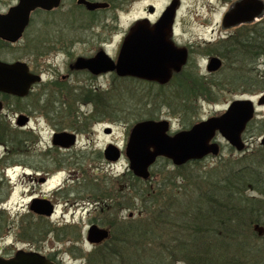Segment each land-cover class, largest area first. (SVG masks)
I'll return each instance as SVG.
<instances>
[{"label":"flooded vegetation","instance_id":"flooded-vegetation-1","mask_svg":"<svg viewBox=\"0 0 264 264\" xmlns=\"http://www.w3.org/2000/svg\"><path fill=\"white\" fill-rule=\"evenodd\" d=\"M231 1L232 5L222 19V29H228L226 35L215 43L206 41L212 47L204 63L199 64L200 58H195L197 67H194L197 70L193 71L196 74L193 77L197 81H211L221 71L229 70L235 74V65L254 66L261 60L251 57L246 49L252 42L249 40L257 36L263 38L259 32L263 30L260 24L264 21V9L247 12V17L252 20L240 23L235 20L234 23L229 16L234 13L237 2L244 0ZM21 2L0 0V62L14 65V69L7 73H4L5 68L0 67V258L42 254L57 264H65L58 250H43L41 226L43 221L52 226L49 234L55 235L58 231L51 222L58 212V206L64 202L69 210V203L78 204L77 199L71 201L69 190L65 193L69 178L79 177L80 163L90 159L115 163L126 158L130 162L126 152L130 131L135 123L122 145L109 140L95 149V143L100 136L114 134L112 125L103 123L111 113L109 102L102 101L106 99L104 96H110L114 91L115 96L132 99L141 95L140 91H117L112 89V85L106 88L101 79L112 77V82L120 79L146 87L155 85L163 88L174 83L176 77L178 79V75L183 74L191 64L194 45L181 41L183 31H179V22L184 0H59L58 5L52 8L35 7L28 16L23 11H15ZM173 3L176 5L173 24L171 30L166 32L165 39L178 49L187 50L186 63L180 70L172 69L165 83L133 74H121L116 65L133 30L140 24H146L149 29L146 35L148 43L153 44L156 40L157 44H161L164 36L153 33L155 24ZM212 31L215 32L214 29ZM218 32L220 37L222 31ZM143 35L138 34V37L142 38ZM251 48L257 56L254 42ZM97 58L102 59L103 65L90 68L89 60ZM214 58L221 61L218 70L210 69ZM254 72L257 73L258 69ZM33 77L35 79L27 86V78ZM206 85L210 86L211 83ZM214 87L213 90H216L217 87ZM188 93L187 89L183 97ZM69 96L76 99L75 109H69ZM118 114L120 112L113 115ZM62 133L68 137L57 142L56 136ZM112 147L119 150L120 156L116 161L110 160L106 154ZM70 161L74 162L73 171L69 169ZM56 166L63 169L59 171ZM58 172L66 174L65 182L44 190ZM127 173L132 172L128 169L123 175ZM132 174L136 181L137 176ZM117 183L116 180V186L119 185ZM130 184H120L110 189L107 197L93 202L94 210L100 208L104 218L102 221H91L89 226L98 225L108 229L111 236V226L121 218V214L116 213V205L121 200L122 189L129 187L130 191L135 190L131 205L136 206L137 188L133 189L135 184ZM43 203L52 206L50 215L35 208ZM4 213L10 219L4 220ZM61 214L64 220L65 213ZM127 215L129 220L133 219L132 211Z\"/></svg>","mask_w":264,"mask_h":264},{"label":"rangeland","instance_id":"rangeland-1","mask_svg":"<svg viewBox=\"0 0 264 264\" xmlns=\"http://www.w3.org/2000/svg\"><path fill=\"white\" fill-rule=\"evenodd\" d=\"M232 2L231 0H184L181 13L182 19L179 22V31H183L181 32V41L194 46L192 48L191 64L185 68L183 74L178 75V79L176 77L174 83L162 88L155 85L146 87L141 83L135 84L120 79L112 82V77L101 79V81H104L106 88L112 85V89H117V91L133 90V93L140 91L139 94L141 95L132 99L128 97L120 98L115 96L116 93L113 91L109 94L110 96H104L106 99H102V101L104 103H107L105 101L109 102L111 113H109L110 117L106 116L107 118L103 123L112 125L114 134L100 136L97 143H95V149H98L109 140H115L122 145L124 137L131 126L139 119H169L171 133H174L189 127L195 122L223 112L234 99L246 97V95L248 97L259 94L264 95V81L244 84L239 82L229 70L216 74L211 81H197L193 77L196 75L193 74V71L197 70H195V67H197L194 62L195 58H200L201 62L199 64L204 63L208 56L206 54L210 52L212 47V45L208 46L209 44L206 41L211 40L215 43V41L221 40L226 35L225 32L228 29H222V19L231 7ZM213 29L215 32L212 31ZM218 30L222 31L220 37L219 32L217 33ZM263 63V59L257 61L254 66L251 65V71L258 69L257 73L259 75L264 70ZM253 76L259 79V76ZM248 77L251 78V76ZM191 79H194V85L190 83ZM207 83L217 87L214 91L215 87L207 86L212 91L211 93H215V96L202 94V87L206 88ZM191 86L195 88L197 95L191 91L192 93L190 92L188 96L182 97L184 92L186 93ZM243 88H251L252 94L244 93ZM172 95L177 97L172 98ZM258 99L257 97L256 103ZM75 107L76 99L74 100L73 97L69 96V109H75ZM116 112H120V114L113 115ZM254 120L253 123L251 122L252 124L248 125L243 134V141L246 144L243 150H237L219 136L217 137L221 145L219 155H210L199 161H189L181 166L174 165L167 158H159L150 169V181L141 178H137L135 181L132 173H127L126 176L123 175L129 169V161L126 158H122L115 163L91 159L83 163L79 162L81 168L77 175L79 177L71 176L68 184L65 185L67 187L65 193L69 190L71 201L77 199L78 204L71 205L69 203V210L65 208L67 206L64 202L58 206L56 216L52 218V222L50 221L58 231L55 235L49 234V229L52 226L44 221L42 222L43 250H58L65 264H105L106 262L107 264H121L116 258L107 257L106 255L104 259V257L99 256L111 254L109 246L112 244L113 237L111 236L115 234L119 235L118 237L123 239L122 241H126L125 244L120 246L123 248L121 249V256L131 257L135 264L137 262L138 264H167L169 255L176 245L173 240L177 238L181 226L187 234H191L198 229L197 233L202 238L205 236L204 230L210 231L215 228L221 231L219 223L217 226L212 224L209 228L204 227V223H200L199 214L210 215L214 208L211 205L213 202H228L222 197L224 192H213L211 189H213L214 183L225 188L230 183L228 180L229 173L231 174L234 169L236 170L250 161L249 155L262 156V164L264 165V145L262 144L264 137V104L258 106ZM56 167L59 171L63 169L62 166ZM69 169L70 171L75 169L74 162H69ZM65 176L64 172H58L56 176L52 177L50 184L44 187V190L53 189L55 185L65 182ZM116 180L119 185L135 184L133 189L137 188L136 206L131 205L133 204L132 199L135 190L130 191L129 187H126V190L122 189L121 200L119 205H116V213H120L121 218L117 224L111 226V236L104 241L105 243L103 242L104 244L101 242L92 245L86 240L89 224L91 221H102V218H104L100 208L94 210L92 204L94 201L107 197L110 194V189L119 186L115 185ZM225 180H227L226 185L223 184ZM243 180L247 185L241 184L240 192L244 191L246 198L254 196L256 199L252 202V208L256 207L253 208L252 216H247L251 218V221H248L249 218L240 217L238 219L245 223L243 229H241L243 239L238 242L240 239V236H238L235 240L236 244L231 241L228 251L236 252V255L241 259V264H264V219L261 218V215H264V194L259 195L258 191H253L248 186V178L243 177ZM65 186H63V189ZM244 196L239 195V197ZM79 204L83 206H79ZM244 204L245 208L243 209L246 211V205H250L251 201L244 202ZM131 211L133 219L129 220L127 214ZM61 212L65 213L64 220L61 219ZM4 214L2 215L5 218L1 217V219H10L7 213ZM218 219L223 222L225 216L219 215ZM187 236L190 238V235ZM206 240L207 243L210 242L209 240H212L211 236H207ZM139 249H142V251L139 252ZM90 257L93 258L90 259ZM95 257H99L102 261L98 262ZM172 264L187 263L179 260L175 263L172 262Z\"/></svg>","mask_w":264,"mask_h":264},{"label":"water","instance_id":"water-1","mask_svg":"<svg viewBox=\"0 0 264 264\" xmlns=\"http://www.w3.org/2000/svg\"><path fill=\"white\" fill-rule=\"evenodd\" d=\"M59 0H22L20 6L15 8L16 12L25 13L28 16L30 10L35 7L52 8L57 6ZM176 5L173 3L164 13L160 21L155 24L154 34H163L164 40L161 44H157L156 40L148 43L146 38L149 29L146 24H140L128 38L122 51L119 64L116 65L117 70L121 74H133L145 79L158 80L167 82L171 76L172 69L180 70L187 60V50L178 49L174 44H170L165 39L166 32L171 30ZM264 9V0H244L237 2L234 13L229 17L240 23L252 20L249 13L258 12ZM242 13H245L242 17ZM228 15H226L225 20ZM230 24V23H228ZM151 33V32H150ZM138 34H144L142 38ZM131 45V46H130ZM100 58L88 62L90 68L101 67ZM16 66L18 64H15ZM221 61L214 58L211 61L210 69L218 70ZM0 67L12 71L14 65H4L0 62ZM35 78H27L26 85L33 82ZM254 100L251 97L236 99L229 108L218 116L210 117L203 120L188 130H182L174 135H170V121L161 120H143L135 124L130 131V138L127 146V154L130 158V168L134 173L144 179L150 178V166L156 162L160 156H165L177 166H181L191 160L203 159L208 155H218L220 153V145L214 139L219 133L233 147L241 151L246 144L241 137L245 132L248 124L253 120L256 113ZM264 104V95H262L257 103ZM68 136L66 133L56 136L57 142L65 140ZM70 138V134H69ZM264 145V137L262 139ZM108 157L112 161L119 158V150L117 148H109ZM39 212L50 215L53 212L51 205L43 203L35 207ZM108 229L100 228L98 225H92L87 232V241L91 244H99L109 238ZM0 264H57L50 261L42 254L25 255L18 254L11 259L0 258Z\"/></svg>","mask_w":264,"mask_h":264},{"label":"trees","instance_id":"trees-1","mask_svg":"<svg viewBox=\"0 0 264 264\" xmlns=\"http://www.w3.org/2000/svg\"><path fill=\"white\" fill-rule=\"evenodd\" d=\"M258 26V24H256ZM260 26H262L263 30L259 32L263 38H258V36L254 40H249L250 47L247 50V53L251 57H258L260 59H263L264 61V21L261 22ZM253 42L256 47V53H258L257 56H255L251 46L253 45ZM264 66V63H263ZM235 77L239 82H242L244 84L247 83H253L258 81H264V70L258 73H254V71H251V65L248 64H240L235 65ZM255 76H259L257 79ZM248 76H251L248 77ZM256 78V79H254ZM191 84L194 85L195 81L194 79L190 81ZM213 84V83H212ZM206 88L202 87V94L207 96H215V93H211L212 91L205 85ZM212 88L214 85H210ZM244 93H250L252 94L251 88L245 89L243 88ZM250 90V91H249ZM189 93L185 96H188L191 91L195 92V95H197L196 90L194 87L188 88ZM216 91V90H214ZM249 91V92H248ZM192 93V92H191ZM194 95V96H195ZM177 96H173L172 98H176ZM183 97V96H182ZM193 97V96H190ZM255 120L252 121V123ZM251 123V124H252ZM259 155H249V160L244 165H241L236 170L234 169L231 174L229 173L230 177H228V180L230 183L227 184V180L225 182L223 181V184L226 185V187H219L218 184L213 185V189H211L213 192L222 191L224 192V200H227V203H224L223 201H219L220 203L213 202L211 205L214 206L212 212L210 215L199 214L200 223H204V227L209 228L210 225L213 224V226H217L218 223L221 225L220 229L221 231H218L217 229L213 228L210 231L204 230V238H202L198 232V229L194 230L191 234H187L186 231H184L183 227L181 226L179 232L177 233L178 236L176 239L173 240V242L176 244L175 247L172 249V253H170L169 262L167 264H172L181 260L185 261L187 264H241V259L236 255V252L228 251L230 248L231 241H234L237 239L238 236H240V239L238 242H241L243 239V232H241L244 227V221L241 222L238 220L240 217L242 218H249L247 216H252L253 214V207L252 208V202L256 199L254 196L251 198H246L244 196V191L242 193L240 192V187L242 185H247L245 181L243 180V177L249 179V187L253 191H258L259 195L264 194V165L262 164L263 158ZM233 179V180H232ZM233 182V183H231ZM221 185V184H220ZM240 185V186H238ZM228 191V192H227ZM239 195H242L244 197H239ZM241 198V199H239ZM247 201H251L250 205H246V211H244L243 208H245L244 202L247 203ZM218 204V205H216ZM264 205V203H263ZM219 215H224L225 220L220 221L218 219ZM264 215H261V218ZM251 221V218H249ZM187 235H190V238H188ZM242 235V236H241ZM119 236V235H118ZM117 235H113L111 237L112 244L109 246L111 254H103L99 255L101 257H113L116 258L118 261L121 262V264H135L131 257L127 256H121V249H123L121 244H125L126 241H122L123 239L119 238ZM187 236V237H186ZM211 236L212 240H209L210 242H206V237ZM260 236V235H259ZM218 240H217V239ZM121 239V240H120ZM199 240H201L199 242ZM236 244V242L234 243ZM243 250V249H242ZM142 249H139V252H141ZM169 253V252H168ZM127 257V258H126ZM93 258V257H92ZM90 257V259H92ZM98 262L102 261L99 257H95ZM103 259V260H104ZM107 264V262L105 263ZM138 264V262L136 263ZM140 264V263H139Z\"/></svg>","mask_w":264,"mask_h":264}]
</instances>
